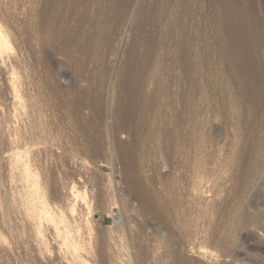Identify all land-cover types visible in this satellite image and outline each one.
Returning a JSON list of instances; mask_svg holds the SVG:
<instances>
[{
  "label": "rangeland",
  "instance_id": "374dc122",
  "mask_svg": "<svg viewBox=\"0 0 264 264\" xmlns=\"http://www.w3.org/2000/svg\"><path fill=\"white\" fill-rule=\"evenodd\" d=\"M112 1L0 0V264L264 258V0Z\"/></svg>",
  "mask_w": 264,
  "mask_h": 264
},
{
  "label": "bare ground",
  "instance_id": "6f19581e",
  "mask_svg": "<svg viewBox=\"0 0 264 264\" xmlns=\"http://www.w3.org/2000/svg\"><path fill=\"white\" fill-rule=\"evenodd\" d=\"M126 0H113L112 2H113V4L115 5V6H117V7H121L123 4H124V2H125ZM245 1V2H244ZM219 0V4H220V6L222 7V9L225 11V16H224V18H223V22H224V24L226 25V27H227V31L230 33H232V34H236V32H237V30L240 28V27H238L239 26V23H240V21H242L241 20V18H240V16H239V14H238V12H237V10H236V4L238 3V2H244V4H245V6L246 7H248V9H252V8H255V6H256V0ZM257 19V18H256ZM258 21H259V19H257ZM256 20V23L258 22ZM254 21V22H253ZM253 23H255V20L253 19ZM242 23V22H241ZM250 25H252L251 23H249ZM143 25V24H142ZM225 25H223V26H225ZM241 25V24H240ZM257 25V24H256ZM259 26L261 25V23L259 22V24H258ZM140 27H141V25H140ZM226 27H225V29H226ZM250 27L251 26H249L248 28L250 29ZM253 27H254V25H253ZM263 26H261V28H262ZM139 28V27H138ZM247 27L245 26V29H246ZM255 29L257 28L258 29V27H254ZM260 28V27H259ZM242 29H244V27L242 28ZM247 30V29H246ZM253 30V29H252ZM260 30V29H259ZM259 30H257L258 32L257 33H259ZM139 31V30H138ZM224 31H226V30H224ZM226 31V32H227ZM248 31V33L250 32L249 30H247ZM247 31H246V35H247ZM255 31V30H254ZM140 32V31H139ZM227 32V35H230L229 33ZM243 32H245L244 30H243ZM252 32V31H251ZM256 32V31H255ZM257 33H255V34H257ZM261 33L263 34V29H261ZM140 34H142V35H144L143 36V38H146L147 36H146V32H145V30H144V28L142 29V32L140 33ZM139 34V35H140ZM226 34V33H225ZM251 36H253V38L255 39V37H254V35H252L251 33H249ZM254 34V33H253ZM259 35V34H258ZM258 35H255L256 37L258 36ZM260 36V35H259ZM226 37H228V36H226ZM230 38L232 37V36H229ZM262 37V36H261ZM247 38H249V36L247 37ZM252 38V37H251ZM148 39V38H147ZM146 39V40H147ZM231 39H233V41H234V39L235 38H231ZM250 39V38H249ZM143 40V39H142ZM145 39H144V42L146 41ZM252 39H250V41H251ZM260 40L261 41H263L264 40V38H263V40H262V38H260ZM140 41V40H139ZM148 41H149V39H148ZM245 41V40H244ZM247 41H248V39H247ZM246 41V42H247ZM254 41V40H253ZM257 41H259V38L257 37ZM243 42V41H242ZM252 42V41H251ZM250 42V45L251 44H253V43H251ZM255 42H256V40H255ZM254 42V43H255ZM140 43H141V41H140ZM237 43V42H236ZM247 43H249V42H247ZM246 43V44H247ZM142 44H143V42H142ZM146 44V43H145ZM149 44V43H148ZM238 45H239V43H237ZM240 44H241V42H240ZM245 44V43H244ZM150 45V44H149ZM242 46H244V47H246V45H243V44H241ZM7 46H8V40H6L5 38H3V37H1L0 36V52H3V51H5L6 49H7ZM142 46V45H141ZM240 46V45H239ZM247 46H248V44H247ZM152 47V46H151ZM249 47V46H248ZM144 48V47H143ZM243 48V47H242ZM247 48V47H246ZM3 54H4V52H3ZM136 54V53H135ZM134 54V55H135ZM134 67H135V65H134ZM242 81V80H241ZM120 102V103H119ZM118 102V105L117 106H119V104L121 105H124V103H123V101L121 102V101H119ZM34 105V104H33ZM42 106V105H41ZM123 107L124 106H122V108H121V106L120 107H117L115 110H116V112L118 111V110H120V109H123ZM127 107V106H126ZM125 107V108H126ZM38 108V107H37ZM120 108V109H119ZM123 109L122 111L120 110V113H118V115L120 114V116L121 117H119L120 118V122L122 123V125L123 126H127V125H129L130 123H131V117H130V113H129V110L127 109ZM32 111V110H31ZM33 112V111H32ZM119 112V111H118ZM39 115V114H38ZM42 115V114H41ZM43 116V115H42ZM41 116V117H42ZM36 118V117H35ZM40 118V117H39ZM40 121V120H39ZM49 126V125H48ZM41 127V126H40ZM46 127V126H45ZM44 130V129H43ZM46 130V129H45ZM48 132V131H47ZM170 138H172L171 136H170V134L168 135V140H169V142H170ZM13 140V139H12ZM18 140V139H17ZM15 141V140H14ZM21 154V153H20ZM18 157H19V155H18ZM22 157V156H21ZM14 160V159H13ZM13 165H15V167H19L20 166V162H19V159H16V161H14V164ZM27 175L28 176H30L31 177V175H32V171L30 170V168H28L27 169ZM263 193V192H262ZM261 193V194H262ZM260 194V193H259ZM259 194H257V195H259ZM263 195V194H262ZM262 195H259L258 196V198H259V200L260 201H262V202H264V196H262ZM82 198L84 199V200H87V194H86V192H84L83 194H82ZM257 198V199H258ZM259 203V202H258ZM42 204L44 205V209L41 211V213H42V216H45L46 215V218L48 217V214L49 215H51L50 217H49V219H50V221H53L54 222V224H55V228H56V230L57 231H59L61 228H62V226H61V224L60 223H62V222H64L65 220H64V218H60L59 220L56 218V216H54L51 212H49V203L48 202H45V201H42ZM183 204V203H182ZM257 204V203H256ZM36 205H37V203H36ZM255 205V204H254ZM256 206V205H255ZM254 206V207H255ZM74 210H75V208H73V213H74ZM112 212V214L114 213V211H111ZM262 214V213H261ZM263 215V214H262ZM262 215H260L258 212H257V215L255 214V215H253V216H257V217H259V219H260V217H261V219H263L262 218ZM75 217V216H74ZM256 217V218H257ZM263 217H264V215H263ZM255 218V219H256ZM76 219V218H75ZM181 219V218H180ZM179 219V220H180ZM258 219V220H259ZM258 220L256 221V222H258ZM76 221V220H75ZM182 221V220H181ZM184 221V220H183ZM66 222V221H65ZM64 222V223H65ZM255 222V223H256ZM88 223H91V221L90 220H88ZM183 223V222H182ZM254 223V222H253ZM70 224V223H69ZM69 224L68 223H65V226H69ZM115 225L116 226H119V225H121V220L120 219H118V218H115ZM255 225H257V227L263 232V234H264V226L262 225H260V224H255ZM79 228V227H78ZM66 229V228H65ZM66 230H70V229H66ZM78 231L80 230V228L79 229H77ZM90 230V229H89ZM259 230V231H260ZM91 234H92V232H90L89 233V236H82V238L81 239H79V240H74V239H70V237L68 238V237H64V239H63V241H60L59 243H60V246H64V245H67V246H69V247H71V248H73V250L75 251L76 250V252H77V250H80L81 248H85V246H92V236H91ZM46 237V236H45ZM44 236H43V233H42V230L39 228V231H38V239H39V241L38 242H40L42 245H43V243L45 244V243H47V239L45 238ZM216 238H217V236H216ZM218 239V238H217ZM224 239V238H223ZM59 240H61V239H59ZM220 240H221V238H220ZM56 241H58V240H56ZM217 241H219V240H217ZM222 242V241H221ZM220 242V243H221ZM226 242V241H225ZM48 243L49 244H51V242H49L48 241ZM47 243V244H48ZM58 243V244H59ZM47 244H45V247L47 246V247H50V246H48ZM254 244V243H253ZM40 246V245H39ZM123 246V245H122ZM221 246H222V244H221ZM250 246V245H249ZM46 247V248H47ZM61 248H63V247H61ZM66 248V247H65ZM68 248V247H67ZM211 249V248H210ZM250 249L251 250H253V251H255V252H260L261 254H264V244H261V243H259L258 245H251L250 246ZM175 254H177V252H174ZM76 254H78V253H76ZM80 255V254H79ZM248 256H246L245 258H246V260H249L250 262H252L253 264H264V258L261 256H259V258H255L252 254H247ZM81 259H85V258H83L81 255L79 256ZM186 259V258H185ZM190 260V259H189ZM182 261V260H181ZM191 261V260H190ZM183 262V261H182ZM175 263H177V261H175L173 264H175ZM184 263V262H183ZM193 263V262H192ZM190 264V263H189Z\"/></svg>",
  "mask_w": 264,
  "mask_h": 264
}]
</instances>
